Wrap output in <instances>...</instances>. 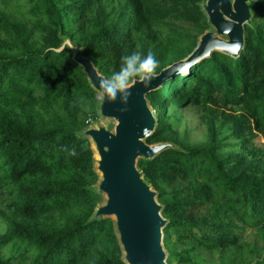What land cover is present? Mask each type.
<instances>
[{
	"label": "trees",
	"instance_id": "16d2710c",
	"mask_svg": "<svg viewBox=\"0 0 264 264\" xmlns=\"http://www.w3.org/2000/svg\"><path fill=\"white\" fill-rule=\"evenodd\" d=\"M204 2L0 0V264H126L113 219L93 216L103 195L82 131L98 99L65 41L105 78L132 50L153 52L158 73L210 26ZM250 7L237 56L212 51L145 95L156 125L144 141L172 144L136 163L166 220L168 264H264V0ZM188 107L201 142L176 130Z\"/></svg>",
	"mask_w": 264,
	"mask_h": 264
},
{
	"label": "water",
	"instance_id": "95a60500",
	"mask_svg": "<svg viewBox=\"0 0 264 264\" xmlns=\"http://www.w3.org/2000/svg\"><path fill=\"white\" fill-rule=\"evenodd\" d=\"M252 0H205L202 9L215 32L205 31L194 49L183 59L162 68L151 83L144 87L130 82L126 105L119 97L106 100L97 86L106 79L93 62L82 55L81 48L73 49V60L83 69L91 87L96 91L100 115L115 121L113 129L97 125L82 131L93 142L95 170L99 176L96 188L104 195L95 208L94 217H110L114 221L118 241L126 264H168L162 245V229L166 223L156 191L147 183L137 168L138 158H152L168 142L147 144L156 125V119L145 95L174 76L188 71L196 61L212 51L237 56L244 44V26L250 23ZM92 147V146H91Z\"/></svg>",
	"mask_w": 264,
	"mask_h": 264
},
{
	"label": "clouds",
	"instance_id": "9594fccd",
	"mask_svg": "<svg viewBox=\"0 0 264 264\" xmlns=\"http://www.w3.org/2000/svg\"><path fill=\"white\" fill-rule=\"evenodd\" d=\"M158 65L159 60L151 51H129L121 55L118 70L99 80L97 86L106 100L113 101L119 97L120 102L126 105L131 94L130 82H139L147 87L157 75ZM68 154L75 155V150H69Z\"/></svg>",
	"mask_w": 264,
	"mask_h": 264
},
{
	"label": "rangeland",
	"instance_id": "374dc122",
	"mask_svg": "<svg viewBox=\"0 0 264 264\" xmlns=\"http://www.w3.org/2000/svg\"><path fill=\"white\" fill-rule=\"evenodd\" d=\"M14 4V1H12ZM12 7V5L10 4ZM205 31H212L215 32L214 28L212 26H209L208 29ZM204 31V32H205ZM153 111V110H152ZM97 119L95 122H92L88 127H96L97 125L105 126V127H110L113 129L115 125V121L112 118L104 117L100 115L99 111L97 110ZM154 114V112H153ZM155 116V115H154ZM175 116L178 117V121L176 123V130L180 133L183 134V130H186L188 139L191 142H201L205 140L206 138V130L203 122L200 119L199 112L193 108V107H188L183 111H175ZM227 130V128L225 129ZM224 131V130H223ZM228 134V131H226ZM258 136H254L253 138V143L255 145L264 147V136L262 134H257ZM86 138L89 140L92 148H93V142L91 141L90 137L86 136ZM226 141L228 142L229 146L226 147L225 150H232L236 148V145H234L236 142L232 136L227 135ZM171 144V143H170ZM172 145V144H171ZM94 156V155H93ZM104 199V195H103ZM2 231V226L0 225V232ZM245 236H247L250 239H255V234L254 230L247 227L244 232ZM166 257H167V252Z\"/></svg>",
	"mask_w": 264,
	"mask_h": 264
},
{
	"label": "bare ground",
	"instance_id": "6f19581e",
	"mask_svg": "<svg viewBox=\"0 0 264 264\" xmlns=\"http://www.w3.org/2000/svg\"><path fill=\"white\" fill-rule=\"evenodd\" d=\"M185 72H186V71L182 72V74H184ZM93 155H94V158H95V159L98 158L97 153H93Z\"/></svg>",
	"mask_w": 264,
	"mask_h": 264
}]
</instances>
